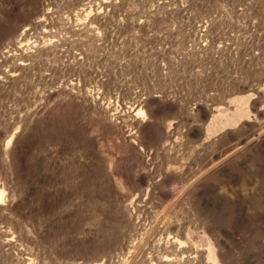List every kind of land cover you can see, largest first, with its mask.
<instances>
[{"label":"rangeland","instance_id":"374dc122","mask_svg":"<svg viewBox=\"0 0 264 264\" xmlns=\"http://www.w3.org/2000/svg\"><path fill=\"white\" fill-rule=\"evenodd\" d=\"M0 190V264H264V0H0Z\"/></svg>","mask_w":264,"mask_h":264},{"label":"bare ground","instance_id":"6f19581e","mask_svg":"<svg viewBox=\"0 0 264 264\" xmlns=\"http://www.w3.org/2000/svg\"><path fill=\"white\" fill-rule=\"evenodd\" d=\"M138 114L140 115V114H142V112L139 111ZM11 139H12V138H11ZM11 139L9 140L8 144L11 142ZM2 198H3V191L0 190V200H1Z\"/></svg>","mask_w":264,"mask_h":264}]
</instances>
